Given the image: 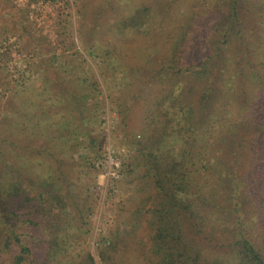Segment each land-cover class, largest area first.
Masks as SVG:
<instances>
[{"label": "trees", "instance_id": "1", "mask_svg": "<svg viewBox=\"0 0 264 264\" xmlns=\"http://www.w3.org/2000/svg\"><path fill=\"white\" fill-rule=\"evenodd\" d=\"M78 1L97 71L69 41L3 104L0 264H264V0ZM99 79L133 155L96 260L71 169L102 156Z\"/></svg>", "mask_w": 264, "mask_h": 264}, {"label": "rangeland", "instance_id": "2", "mask_svg": "<svg viewBox=\"0 0 264 264\" xmlns=\"http://www.w3.org/2000/svg\"><path fill=\"white\" fill-rule=\"evenodd\" d=\"M79 2L0 0V52L4 48L10 50L8 58L0 54V120L1 112L8 110L3 105L4 102L8 101L9 97L16 101L17 98L27 95L24 88H29L33 80H40L41 70L44 69L46 72L50 65L45 64L53 53L69 54L66 49L69 41L70 43L72 41L70 49H78L97 71V64L88 55L79 34L78 25L81 24L77 11ZM97 12L98 9L91 3L88 8L90 21ZM111 20L112 16L100 17L98 24ZM89 27L90 24H87L84 28L88 31ZM41 66L44 67L40 69ZM99 81L97 98L105 112L96 125L92 126L95 132L91 134L101 140L102 156L96 158L91 156L87 160L85 152L80 149L74 153L76 160L73 161L71 169L79 178L76 193L93 203V213L89 217L92 230L88 234L90 236L88 248L96 260L98 255L95 246L99 236L107 233L113 224L114 212L123 200L129 175L132 173L128 172V166L133 155L131 147H127L122 141V125L119 115L112 110L109 102L108 87L102 79ZM37 90L39 89L35 88L32 91V98L36 97L34 92ZM13 101L11 104L15 103ZM108 147L120 158L119 165L112 168V164L110 170L112 173L106 171L105 156ZM86 195H89V198ZM97 264H100L99 260Z\"/></svg>", "mask_w": 264, "mask_h": 264}, {"label": "built area", "instance_id": "3", "mask_svg": "<svg viewBox=\"0 0 264 264\" xmlns=\"http://www.w3.org/2000/svg\"><path fill=\"white\" fill-rule=\"evenodd\" d=\"M119 159L120 158L118 157V154H115L113 152V149L108 147L107 153L105 156V162L107 163L106 171L110 172L112 164H113L112 168H114L116 165H119ZM112 172L113 171H111L110 173Z\"/></svg>", "mask_w": 264, "mask_h": 264}]
</instances>
